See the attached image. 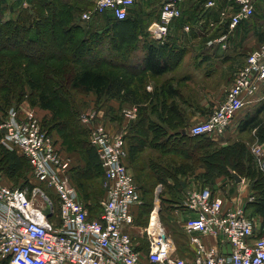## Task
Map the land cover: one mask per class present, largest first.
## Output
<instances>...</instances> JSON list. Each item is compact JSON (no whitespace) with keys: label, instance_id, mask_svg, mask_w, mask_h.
I'll list each match as a JSON object with an SVG mask.
<instances>
[{"label":"built area","instance_id":"2783aa9c","mask_svg":"<svg viewBox=\"0 0 264 264\" xmlns=\"http://www.w3.org/2000/svg\"><path fill=\"white\" fill-rule=\"evenodd\" d=\"M91 1L82 20L99 14L123 20L135 0ZM234 2L230 28L255 13V0ZM182 4L183 0L161 1L158 21L151 28L155 42L165 41L174 20L182 15ZM206 5H214V0ZM247 55L224 99L182 133L221 136L247 103L264 99V43ZM122 111L127 120L136 117V106ZM97 118L95 112L80 117L90 130L89 143L104 172V198L98 214L90 217L69 176L73 159L65 157L36 110L11 105L0 116V145L25 158L34 179L29 190L4 183L0 174V256L7 257L9 264H264V218L250 214L242 191L219 194L201 184L187 188L185 194L183 229L189 252L178 253L161 225L158 199L143 228L146 249H137L125 228L135 224L141 203L140 189L126 162L128 143L121 132ZM251 152L264 174V145L253 144ZM49 202L52 212L47 217L43 210Z\"/></svg>","mask_w":264,"mask_h":264},{"label":"rangeland","instance_id":"374dc122","mask_svg":"<svg viewBox=\"0 0 264 264\" xmlns=\"http://www.w3.org/2000/svg\"><path fill=\"white\" fill-rule=\"evenodd\" d=\"M30 1L0 0V18L6 20L13 13L17 15L21 8L31 6ZM89 1L90 4L87 1L82 12L90 9L91 0ZM206 3L207 0H183L182 16L171 28L172 39L169 40L171 44L169 49L172 50V59L166 63L169 66L167 71L159 76H152L151 73L142 68L141 63L142 54H144L148 44L153 41L151 25L131 26V28L129 26L127 31L126 24L122 25L121 22L114 19L110 20L103 15L92 16L93 32L98 35H105V39L97 41L91 39L90 47L93 49L89 51L90 55L87 56L88 52L85 50L87 47L81 48L83 53L80 54L83 57L81 56L82 58L79 59L81 62L85 59L89 63H98L101 70L121 76L128 88L134 90V94L138 97V104H119L114 100L97 102L92 93L70 91L65 86L55 89V91H59V97L62 100L72 99L79 118L95 112L99 116L98 121L110 124L116 132H121L124 135L127 145L131 141L134 142L137 152L128 154L130 158L127 162L129 161V170L141 193V203L136 207L137 216L133 225V236H136L135 240L140 244L138 248L145 247L146 239L143 228L147 226L149 214L155 200L158 199L161 225L175 242L178 253L189 252V237L183 229V221L187 215L185 205L187 196H185L186 191H184L182 184L187 183L189 179L201 177L206 168L200 160V156L214 149L239 143L240 146L245 147L246 155L236 169L231 167L232 165L229 163L225 169L221 170L223 174L215 177L212 182L205 183L200 180L202 186L208 185L214 193L219 194L233 195L242 191V194H245L248 199V209L253 216L255 214L253 202L264 196V176L256 170L251 152L253 144L261 143L264 145V140L259 139L260 136L256 130H241L240 125L238 126V121L242 117L256 111L258 118L263 119L264 110L260 108L263 99L254 103H247L235 115L229 128L221 136L184 140L178 136L179 133L177 134V131H182L179 128L183 124L182 117L175 116L179 102L186 99L184 98L186 96L195 99L194 101L199 102L202 99L212 106H217L223 99L225 91L232 84L234 70L238 68V65L244 63L247 54L264 43V0H255L254 15L243 20L234 28L229 27L228 20L236 9L235 2L232 4V8H230L231 4L226 8L224 14L217 13L215 8H212L214 5L207 6ZM155 8L157 9V5ZM156 12L155 10L154 13ZM220 17L225 19L220 21L218 20ZM210 19L214 20L213 24ZM261 37L262 40L260 41L259 38ZM155 45H158L157 42ZM182 47L189 49L187 56L184 57L187 61L185 65L180 62L182 56L176 57L177 50ZM199 50L208 52L209 58H205L207 59L205 67L198 63ZM219 50H224L221 56H217ZM58 64L54 63L56 66ZM26 70L30 71L29 66ZM25 81L26 79L21 84V91L8 95L6 102L0 101L2 109L10 104L35 109L37 114L44 119V127L53 130L54 136L60 141L59 146H61L65 157H70L74 163L76 162L77 171L78 168H84L86 165L85 154L70 143L69 137L66 139L61 136L62 133L59 129L62 127L57 124L53 125L52 111L31 104V100H36V91L41 87L34 82V86H36L34 89ZM168 88L175 90L176 94L180 92L182 96L178 97L176 102L174 96L169 99L168 93H166ZM0 94H3L2 91ZM132 106H136L137 117L133 120H127L124 118L122 110ZM73 117L75 118V116ZM142 117L150 121L149 124L153 125L152 127L155 124L161 126L165 132V136L161 139L164 141L167 136L169 140L168 142L162 141L160 144L166 143L167 147L155 148V130L152 127L150 129L143 127V132L136 131L135 134L132 132L130 129L132 121ZM193 123L195 122L192 121L189 125ZM76 128L82 133L80 136L82 139L89 138L87 133L90 130L85 123L83 124L80 120V123H76ZM133 135L134 137L130 141V137ZM144 137L146 138L143 142H139ZM2 164L0 159V174L4 183L31 190L34 179L30 174V167L26 166L21 175L9 178L3 173ZM90 172V176L91 174H96V176L91 179L88 176L84 182L94 184L87 189L88 196L79 193V201L87 207L89 216L95 217L104 195V172L101 168H96ZM75 174L72 176L74 185L79 178L78 174ZM235 175L239 176L241 180L236 181ZM98 190L100 193H97ZM0 264H9L8 258L0 256Z\"/></svg>","mask_w":264,"mask_h":264},{"label":"trees","instance_id":"16d2710c","mask_svg":"<svg viewBox=\"0 0 264 264\" xmlns=\"http://www.w3.org/2000/svg\"><path fill=\"white\" fill-rule=\"evenodd\" d=\"M87 1L90 4L89 0H31V6L21 8L17 15L13 13L6 20L0 18V92L2 91L3 93L0 94V101L6 102L8 95L21 91L20 87L24 79H26L25 83L34 89H36L34 82L41 87V89L36 91V100H31V104L52 111L53 125L57 124L62 127L59 129L62 133L61 136L66 139L69 137L70 143L85 154V167L78 168L77 171L76 162L74 163L73 161L69 171L71 180L75 173L78 174L79 178L76 180L75 187H77L78 194L82 193L83 196L89 195L87 189L94 184H86L84 182L88 176L90 179L96 176V174H91L90 176V171L96 170V168L102 169L100 158L89 143V138L85 140L80 137L82 133L76 128V123H80V118L78 111H75V104H73L72 99L68 101L62 100L59 97V91H55V89L65 86L70 91L92 93L96 97L97 102L114 100L119 104L139 103L134 90L128 88L121 76L101 70L98 67V63H89L85 59L81 62V59H79L82 56L80 53H83L81 48L87 47L85 49L88 52L87 56L90 55L89 51L93 49L90 47L91 39L96 41L105 39V35H98L93 32L92 17L89 20H82L80 17V13L85 8ZM99 15L121 22L122 25L127 22V17L123 20H118L113 16L110 17L109 14ZM180 18L174 20L163 43L155 45L153 40L148 44L142 55V68L151 73L152 76L162 75L169 67L166 63L172 59V50L169 49L171 46L169 40L170 38L172 39L171 28ZM259 40L261 41L262 37ZM54 63L59 64L56 66ZM28 66L30 71L26 70ZM167 90L168 96L176 93L172 88ZM10 106L11 104L2 109L0 105V116ZM260 108L264 110V101L261 103ZM173 109L175 110V108ZM73 116H75L76 120ZM258 117L257 111L247 114L238 121V126L240 125L241 130H256L260 136L259 139L264 140V117L263 119ZM43 120L41 122L42 125ZM132 122L130 129L134 134L136 131L143 132V127L150 129L153 126L149 124L150 121L143 117L137 118ZM182 127L186 128L187 126L183 125ZM152 128L155 130V148L165 147L166 143L160 144L163 141L161 138L165 136L164 130L156 124ZM45 129L53 133V130ZM144 133L146 134V131ZM88 134L89 132L87 136ZM177 134L184 140L208 137L206 135L191 136L185 132L182 133V131H177ZM169 136L171 137V135ZM133 137L134 135L130 137V141ZM145 138H142L139 142H143ZM168 140L169 138L166 136L163 142H168ZM59 144H61L60 141ZM127 150L128 154L137 152L134 142L131 141L127 145ZM128 154L126 162L130 158ZM245 155V147L240 146L239 143H232L201 155L200 160L206 168L200 177L201 181L205 183L212 182L215 177L223 174L221 170L225 169L229 163L232 165L231 167L236 169ZM252 156L255 166V155ZM0 159L3 162L2 168L4 172H2L9 178L21 175L26 166L30 167L25 158L1 145ZM127 165L129 168V161ZM29 169L31 174V168ZM256 170L264 176L257 168ZM97 193H100V190ZM252 206L255 209V213L264 218V196L257 198Z\"/></svg>","mask_w":264,"mask_h":264},{"label":"crops","instance_id":"0c3cea01","mask_svg":"<svg viewBox=\"0 0 264 264\" xmlns=\"http://www.w3.org/2000/svg\"><path fill=\"white\" fill-rule=\"evenodd\" d=\"M161 1L162 0H135L134 4H133V6L129 12V15L127 16V22L125 23L126 24V30L128 31L129 26L131 28V26H138L139 27V26H143V25H148V26L151 25V28H153L155 23L158 21ZM157 2H158V4H157ZM233 3H234V0H214V6H212V8H215L216 12L221 14V13H225V11L227 10L226 8L230 4H231L230 8H232ZM156 5H157V9L155 8ZM234 5L236 7L235 3H234ZM155 10L157 11L156 13H154ZM223 18L224 17H220V19H218V20L223 21L225 19V18L224 19ZM210 22L213 24L214 20L210 19ZM177 51L179 52V54H177L176 57L180 58L182 56L180 62H182L183 65H185L187 61H186V59H184V57L187 56L189 49L187 50L184 47H182V48L178 49ZM223 52H224V50H219V52H218L219 54H217V56H221ZM207 55H208V52H205L204 50H201L199 52L198 63H200V65L202 64L203 67L206 66L205 63H206L207 59H205V58H209ZM141 58H142V56H141ZM201 59H203V60H201ZM242 64H240V66ZM240 66L238 65L237 67L239 68ZM238 68H236L234 70V72L232 73L233 79H234L235 73H236ZM172 96H174V101L176 102V99L178 97L180 98L182 96V94L180 92L178 94V92H177V94L174 93ZM172 96H168V98L172 99ZM224 96H225V94H224ZM224 96H223V99H224ZM184 98H186V99H183L182 101L179 102V104H178L179 107L176 108L177 112H175V116H178V117L181 116L182 117V123H183L182 126L183 125L188 126L189 123L192 121L196 122L200 119H203L209 113H211L212 109L215 107V105L212 106L207 101H204V100L202 101V99H200L201 101L198 102V101H194L195 99H190L186 96ZM223 99H221V101ZM258 101H260V100H258ZM263 101H264V99H263ZM108 126L112 127L110 124H108ZM182 126L179 128V130L183 131L184 127L182 129ZM200 180H202V179L201 178L191 179V180L189 179L187 181V183L182 184L184 191H186L187 188L189 189L190 187H195V185H199ZM125 228L129 232V234L132 236V238L134 240L133 242L137 245V249H139L141 251H145L146 244H145L144 248H138L140 244L138 243V241L135 240L136 236H133L134 226H125Z\"/></svg>","mask_w":264,"mask_h":264},{"label":"water","instance_id":"95a60500","mask_svg":"<svg viewBox=\"0 0 264 264\" xmlns=\"http://www.w3.org/2000/svg\"><path fill=\"white\" fill-rule=\"evenodd\" d=\"M235 177V180L236 181H240L241 180V178L239 177V176H237V175H235L234 176ZM51 205H50V202L48 203V205H47V207L43 210V213L47 216V217H49L50 215H51Z\"/></svg>","mask_w":264,"mask_h":264},{"label":"bare ground","instance_id":"6f19581e","mask_svg":"<svg viewBox=\"0 0 264 264\" xmlns=\"http://www.w3.org/2000/svg\"><path fill=\"white\" fill-rule=\"evenodd\" d=\"M155 216H156V214H155Z\"/></svg>","mask_w":264,"mask_h":264}]
</instances>
